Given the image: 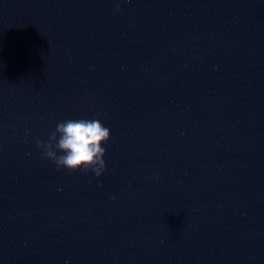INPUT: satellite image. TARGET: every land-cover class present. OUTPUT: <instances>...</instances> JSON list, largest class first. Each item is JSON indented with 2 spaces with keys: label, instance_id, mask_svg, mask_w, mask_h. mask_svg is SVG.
Wrapping results in <instances>:
<instances>
[{
  "label": "water",
  "instance_id": "95a60500",
  "mask_svg": "<svg viewBox=\"0 0 264 264\" xmlns=\"http://www.w3.org/2000/svg\"><path fill=\"white\" fill-rule=\"evenodd\" d=\"M0 264H264V0H0Z\"/></svg>",
  "mask_w": 264,
  "mask_h": 264
},
{
  "label": "clouds",
  "instance_id": "9594fccd",
  "mask_svg": "<svg viewBox=\"0 0 264 264\" xmlns=\"http://www.w3.org/2000/svg\"><path fill=\"white\" fill-rule=\"evenodd\" d=\"M120 4L117 2L116 10ZM110 139V129L100 119H68L57 123L47 142L36 141L37 148L57 167L72 172H92L97 178L106 170L103 147Z\"/></svg>",
  "mask_w": 264,
  "mask_h": 264
}]
</instances>
